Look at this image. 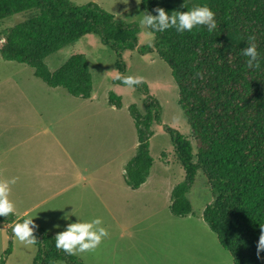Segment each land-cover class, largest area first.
I'll return each mask as SVG.
<instances>
[{"label": "trees", "instance_id": "1", "mask_svg": "<svg viewBox=\"0 0 264 264\" xmlns=\"http://www.w3.org/2000/svg\"><path fill=\"white\" fill-rule=\"evenodd\" d=\"M184 3V7L181 5ZM207 5L215 14L216 28L204 25L177 33L148 30L152 40L140 45V26L130 24L96 3L74 4L71 0H0V22L28 15L1 39L0 55L34 69L35 76L51 88H63L71 96L90 99L93 77L85 55L72 56L52 72L46 59L88 35L100 38L116 56L115 85L127 73L126 53L155 54L169 67L178 88V104L191 130L192 142L165 126L185 173L184 181L171 194V213L177 218L194 215L188 193L203 174L213 192L201 219L217 235L234 264H264V250L257 256V243L264 224V0H143L142 8L156 15L162 7L171 15L194 6ZM260 53L259 67H249L241 49L248 36ZM145 97V114L129 106L138 146L125 166L128 187L138 190L150 176L154 124H162V106L146 82L133 86ZM107 102L118 110L122 97L114 91ZM15 214L0 216L9 233L19 220ZM34 223V222H33ZM37 255L32 264H84L55 247V236L34 223ZM9 242L1 264L12 253Z\"/></svg>", "mask_w": 264, "mask_h": 264}, {"label": "crops", "instance_id": "2", "mask_svg": "<svg viewBox=\"0 0 264 264\" xmlns=\"http://www.w3.org/2000/svg\"><path fill=\"white\" fill-rule=\"evenodd\" d=\"M26 71L0 87V179L17 178L8 198L18 218L31 217L55 236L70 221L99 217L107 235L74 254L84 264H234L201 215L171 213L170 186L165 193L153 188V166L138 190L127 186L125 166L138 140L128 151L119 130L101 124L103 113L112 117L118 109L51 88L34 69ZM27 247L32 264L37 248L34 254Z\"/></svg>", "mask_w": 264, "mask_h": 264}, {"label": "rangeland", "instance_id": "3", "mask_svg": "<svg viewBox=\"0 0 264 264\" xmlns=\"http://www.w3.org/2000/svg\"><path fill=\"white\" fill-rule=\"evenodd\" d=\"M71 1L77 5L96 3L127 23L138 24L141 29L139 34L140 45L148 44L153 38L148 28L139 24V14L144 12L142 2L137 4L136 0ZM27 17L28 15L12 16L0 22V45L1 39L5 37L7 32ZM78 54L85 55L88 60L93 77L92 97L94 98L96 106L100 107L103 104L108 107L107 98L110 91H114L122 97L123 108L118 113H112V117L107 113H103L105 115H103L104 120L101 124L104 129H111L112 131L119 130L121 137H125L127 141V150L130 151L133 144L137 142V136L128 109L130 105L136 104L141 113L145 114V97L135 88L119 86L113 83V79L118 75L115 69L116 56L95 35L83 37L76 43L48 57L45 62L50 71L54 72L72 56ZM124 59L127 62L126 76L131 75L141 78V81L148 84L150 94L155 96L161 103L162 124H154V136L150 144V154L154 160L152 176L157 180L153 188L165 193L170 186L171 195L173 187L184 181L185 173L175 153L171 136L165 131V126L171 127L186 136L195 148L190 127L183 110L178 104V88L173 80L169 67L157 55L142 56L137 53H126ZM22 68L23 70H27L26 72H32L31 68L18 63L7 62L0 55V83H3L7 78L13 76L15 71L21 70ZM4 84H1L0 87H3ZM0 90L2 89L0 88ZM99 112V108L95 107V113L98 114ZM188 198L194 213L198 216L202 214L208 204L214 201L213 192L208 187L203 174H200L196 178L195 185L193 190L188 194ZM4 226L0 223V264L10 241H12L13 249L16 248V252L14 256L6 259L5 264H31L28 261L29 249H27V246L32 248L34 254H36V248L16 239L12 232L9 233L8 229H5ZM24 246L27 248H24Z\"/></svg>", "mask_w": 264, "mask_h": 264}, {"label": "clouds", "instance_id": "4", "mask_svg": "<svg viewBox=\"0 0 264 264\" xmlns=\"http://www.w3.org/2000/svg\"><path fill=\"white\" fill-rule=\"evenodd\" d=\"M143 0H136L140 4ZM184 7V3L181 5ZM156 15L151 12L144 11L139 14V24L150 28L154 32H164L168 28H174L177 33L192 31L194 27L204 25L209 32L216 28V20L214 12L207 5L194 6L187 11H174L171 15L162 7L154 9ZM248 46L241 49V54L246 57V64L249 67H259L260 53L254 43L255 37L249 35ZM141 82V78L131 75L122 77V83L128 87H133ZM16 177L10 179H0V216L14 214L15 208L13 202L8 198L10 184L16 182ZM69 213L64 214V219L68 220ZM101 219L96 217L92 220L81 221L77 219L75 222H68L63 231L55 235V247L64 251L68 255L76 252H85L94 249L100 242L102 237L107 235L104 227H101ZM261 234L257 243V256L260 251L264 250V224H260ZM34 223L33 218L25 217L17 221L12 226V234L16 239L28 244L34 243L33 236Z\"/></svg>", "mask_w": 264, "mask_h": 264}]
</instances>
